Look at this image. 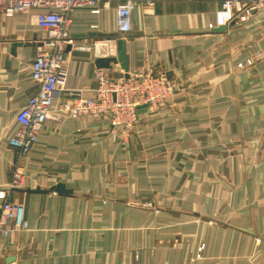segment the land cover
<instances>
[{
	"label": "crops",
	"instance_id": "obj_1",
	"mask_svg": "<svg viewBox=\"0 0 264 264\" xmlns=\"http://www.w3.org/2000/svg\"><path fill=\"white\" fill-rule=\"evenodd\" d=\"M119 1L72 11V36L93 47L66 48L60 99L95 94L105 38L116 56L125 40L128 73L152 64L180 87L130 129L103 115L50 119L26 155L11 139L37 89L45 32L37 9L0 11V202H20L29 220L0 237V264H264V60L237 65L264 50V11L216 30L221 0H133L132 30L121 34ZM13 42L24 43L15 55ZM111 65L110 76L127 73ZM16 167L24 186L10 188ZM58 182L72 194L25 190Z\"/></svg>",
	"mask_w": 264,
	"mask_h": 264
},
{
	"label": "built area",
	"instance_id": "obj_2",
	"mask_svg": "<svg viewBox=\"0 0 264 264\" xmlns=\"http://www.w3.org/2000/svg\"><path fill=\"white\" fill-rule=\"evenodd\" d=\"M100 0H0V11L7 17L16 13L37 9L36 22L45 32L41 39L37 55L32 63L31 78L37 89L17 111L18 127L11 139L13 147L21 155H26L35 147L39 135L50 119L64 120L77 118L85 114L107 116L113 126L132 128L139 119L138 106L140 101H129L123 93L119 77L110 76L102 68L95 71L97 86L93 96L81 94L61 100V92L67 83L69 69L66 63V48L70 45L75 49L90 50V45L79 44L70 31L71 13L77 8L88 7L99 12ZM133 0H121L116 5V27L118 33L124 34L132 30ZM258 11H264V0H221L216 12L217 26L228 25L233 20L246 21ZM111 39H103L106 44V56L114 55L115 48L110 46ZM97 52L96 55H102ZM264 60V50H255L237 65L239 68L255 65ZM149 64L144 73L128 75V81L134 79V89L153 88L161 100L165 98L172 86L167 74L156 72ZM123 78L122 80H124ZM144 81V82H143ZM142 91V94L144 95ZM148 102L155 105L160 99L147 96ZM23 173L16 167L10 182V188L23 187ZM0 202V237L15 232L29 230V220L25 216L24 206L20 202L5 197ZM204 245L199 250L204 249ZM200 256V254H199ZM2 249L0 247V260ZM135 264H140L137 260Z\"/></svg>",
	"mask_w": 264,
	"mask_h": 264
},
{
	"label": "rangeland",
	"instance_id": "obj_3",
	"mask_svg": "<svg viewBox=\"0 0 264 264\" xmlns=\"http://www.w3.org/2000/svg\"><path fill=\"white\" fill-rule=\"evenodd\" d=\"M148 66H149V64L145 65L142 69H139V70L132 72V73H129V74H131V77H134V75L136 73H139V72H140V74L144 73V71L147 69ZM153 67L157 70L156 72L162 73V74H167L168 80L170 81V85L172 86L171 90L168 92V94L165 96V98L163 100H161V96L158 95L157 92L154 91L153 88H147L148 92L145 94V92H144L145 88L144 87H141V89H134L133 88L134 87L133 86L134 85V79L132 81H128V76L126 77L125 74L122 76H119V79H121V86L123 88L125 87V91H123V93L127 95V99L130 102L135 101V100L140 101V104L138 106L139 115H140L141 109H143V108L148 109V111L151 113H154V112L156 113V112H160L161 110H163L164 107L168 104L169 97L172 95V93H174L180 87L179 80L176 79V82L172 81L166 70L159 69L155 66H153ZM249 67H251V66H249ZM123 78H125V79L122 80ZM142 91L144 92V95L142 94ZM147 96H150V97L153 96L154 99H160V100L155 105L154 102H148ZM233 151L234 150H232V152ZM23 178H24V176H23ZM199 254H200V256H199ZM201 255H202L201 251H199L197 257L200 258Z\"/></svg>",
	"mask_w": 264,
	"mask_h": 264
},
{
	"label": "water",
	"instance_id": "obj_4",
	"mask_svg": "<svg viewBox=\"0 0 264 264\" xmlns=\"http://www.w3.org/2000/svg\"><path fill=\"white\" fill-rule=\"evenodd\" d=\"M226 26L225 25H220L218 27H216V30H225ZM23 42H13V45L11 47V54L15 55L16 54V47L18 45H23ZM40 45H42V43H40ZM121 63L122 68L125 70V76L127 77L129 75V67L128 64L126 62V50H125V40L123 38H119L117 40V56L116 55H111V56H106V57H98L96 59V65L100 68H111L112 67V63H117V62ZM15 188H19V187H15ZM27 192H40V193H48L51 191H56L60 194H72L73 189L69 188L66 186L65 183L63 182H58L55 185H53L52 187H50L49 189H45V188H41L40 186L35 187V188H26L25 189ZM15 260V257H8L7 258V262L8 264Z\"/></svg>",
	"mask_w": 264,
	"mask_h": 264
}]
</instances>
